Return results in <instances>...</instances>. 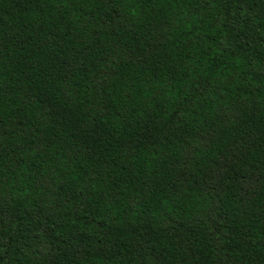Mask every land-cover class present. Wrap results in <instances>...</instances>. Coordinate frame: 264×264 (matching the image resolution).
<instances>
[{"label":"trees","instance_id":"1","mask_svg":"<svg viewBox=\"0 0 264 264\" xmlns=\"http://www.w3.org/2000/svg\"><path fill=\"white\" fill-rule=\"evenodd\" d=\"M0 264H264V0H0Z\"/></svg>","mask_w":264,"mask_h":264}]
</instances>
